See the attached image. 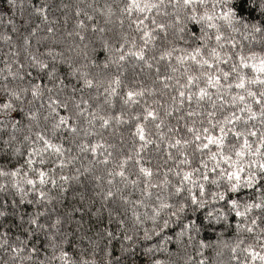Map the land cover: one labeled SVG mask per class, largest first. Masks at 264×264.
<instances>
[{"label":"snow or ice","instance_id":"6c2138e0","mask_svg":"<svg viewBox=\"0 0 264 264\" xmlns=\"http://www.w3.org/2000/svg\"><path fill=\"white\" fill-rule=\"evenodd\" d=\"M4 255L264 264V0H0Z\"/></svg>","mask_w":264,"mask_h":264},{"label":"trees","instance_id":"16d2710c","mask_svg":"<svg viewBox=\"0 0 264 264\" xmlns=\"http://www.w3.org/2000/svg\"><path fill=\"white\" fill-rule=\"evenodd\" d=\"M10 7V5H5L4 8V15L7 17V15L9 14L7 9ZM69 28H71V22L69 23ZM239 38V37H238ZM246 45H247V42H245ZM256 51V52H260L262 51L261 49V46L256 44V45H247L246 48H245V51ZM124 75H123V79L125 81V83H129L131 84L134 80H138V81H143L145 83L146 86H150L151 85V82L150 80L146 79L145 78V73L141 71V65H139L134 59L132 60H129V62H127L124 66ZM155 99H159L161 100V102L163 103V100L164 98H162L159 94H157L155 96ZM122 132H125V139L127 140L128 139V133L126 131L125 128H122L121 129ZM107 135V133H106ZM110 139H112L110 137ZM130 143V141H129ZM151 147L149 148V154H151ZM201 238H205L203 236V234H201ZM231 238V234L229 235H226L224 236V239H230ZM37 246H39V244L37 243ZM205 254L209 257H212L213 256V253L210 251V250H205ZM227 252L225 251V259L227 258ZM3 259L4 261L6 262L7 264V260H8V257L6 255L3 256Z\"/></svg>","mask_w":264,"mask_h":264}]
</instances>
